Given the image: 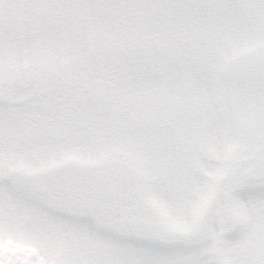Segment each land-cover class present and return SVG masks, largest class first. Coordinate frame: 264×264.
<instances>
[{"label": "snow or ice", "instance_id": "1", "mask_svg": "<svg viewBox=\"0 0 264 264\" xmlns=\"http://www.w3.org/2000/svg\"><path fill=\"white\" fill-rule=\"evenodd\" d=\"M0 264H264V0H0Z\"/></svg>", "mask_w": 264, "mask_h": 264}]
</instances>
